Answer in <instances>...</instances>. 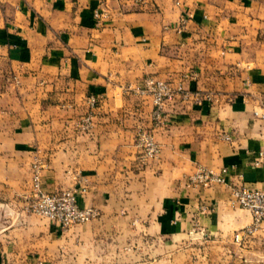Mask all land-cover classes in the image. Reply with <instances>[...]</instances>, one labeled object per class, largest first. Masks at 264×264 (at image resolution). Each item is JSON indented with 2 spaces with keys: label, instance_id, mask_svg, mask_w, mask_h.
<instances>
[{
  "label": "crops",
  "instance_id": "0c3cea01",
  "mask_svg": "<svg viewBox=\"0 0 264 264\" xmlns=\"http://www.w3.org/2000/svg\"><path fill=\"white\" fill-rule=\"evenodd\" d=\"M147 78L174 91L159 122ZM262 97L264 0H0V264H264V231L233 241L252 218L229 189H264ZM35 161L98 216L26 213ZM198 167L226 185L185 187Z\"/></svg>",
  "mask_w": 264,
  "mask_h": 264
},
{
  "label": "built area",
  "instance_id": "2783aa9c",
  "mask_svg": "<svg viewBox=\"0 0 264 264\" xmlns=\"http://www.w3.org/2000/svg\"><path fill=\"white\" fill-rule=\"evenodd\" d=\"M98 18L99 14L95 13ZM141 93L151 96L153 102V119L159 122L161 110L165 100L173 95V90L168 83L154 78H147L143 87L139 89ZM179 91V89L177 90ZM176 91V92H177ZM187 97V94H183ZM203 98L212 101L209 94L202 97L199 94L194 96L196 104H201ZM90 108L96 105V99L88 100ZM259 110L261 119L264 121V97L259 99ZM87 121V120H86ZM223 140L229 141V135H222ZM136 146L141 150L140 159L147 161L157 156L159 149L155 144L152 135L141 130L136 136ZM254 166L264 165V147L261 148L253 160ZM42 165L35 161L31 166V185L29 191L23 198V210L28 214H33L50 221L61 231H67L74 226L91 222L98 216L94 208H80L77 204L76 190H62L59 193H49L42 188L41 172ZM226 169L217 172L198 167L191 175L186 177L184 185L187 188L212 187L214 185H226ZM231 203L248 211L252 222L234 234L233 241L241 245L245 240L258 231H264V189H249L243 186H230Z\"/></svg>",
  "mask_w": 264,
  "mask_h": 264
},
{
  "label": "rangeland",
  "instance_id": "374dc122",
  "mask_svg": "<svg viewBox=\"0 0 264 264\" xmlns=\"http://www.w3.org/2000/svg\"><path fill=\"white\" fill-rule=\"evenodd\" d=\"M39 217V216H38Z\"/></svg>",
  "mask_w": 264,
  "mask_h": 264
}]
</instances>
